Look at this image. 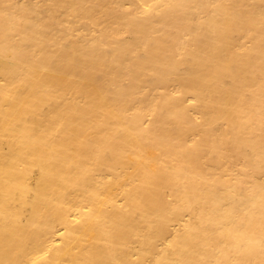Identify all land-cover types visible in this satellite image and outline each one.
<instances>
[{
	"label": "bare ground",
	"instance_id": "obj_1",
	"mask_svg": "<svg viewBox=\"0 0 264 264\" xmlns=\"http://www.w3.org/2000/svg\"><path fill=\"white\" fill-rule=\"evenodd\" d=\"M0 264H264V0H0Z\"/></svg>",
	"mask_w": 264,
	"mask_h": 264
}]
</instances>
